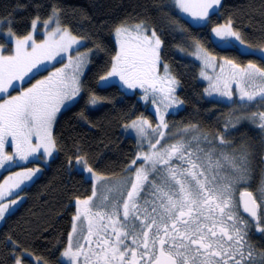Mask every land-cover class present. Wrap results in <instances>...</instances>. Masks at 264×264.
Returning <instances> with one entry per match:
<instances>
[{
  "label": "snow or ice",
  "instance_id": "1",
  "mask_svg": "<svg viewBox=\"0 0 264 264\" xmlns=\"http://www.w3.org/2000/svg\"><path fill=\"white\" fill-rule=\"evenodd\" d=\"M175 3L193 19L207 21L210 12L220 7L221 0ZM38 22V18L33 20V31ZM51 22L50 19L45 24ZM212 31L221 40L234 38L245 44L231 20ZM14 35L8 32L9 37ZM114 35L118 51L110 71L101 80L118 77L127 88L142 89L145 100L151 92L161 94L166 108L175 103L174 87L160 86L164 83L157 75L162 41L155 30L148 34L143 23H121ZM73 43L79 41L57 25L43 43L37 44L30 33L15 38L12 54H0V94H4L0 98V168L16 159L28 161L41 149L44 156H52L56 146L53 125L65 102L80 92L83 58L77 56L74 62L69 56L64 68L21 90L19 95H10L9 89L33 69L46 70V62L67 52ZM260 51L264 52V48ZM209 59L215 57L205 53L206 65ZM224 63L231 66V71L223 79V88L219 77L211 87L232 99L229 84L237 83L239 99L246 102L245 107L253 102L264 105V66H241L232 60ZM164 67L167 73V65ZM69 68L71 72L66 71ZM167 83L175 85L176 81L171 79ZM92 102H96L95 97ZM156 111V128L146 119L126 125L135 130L141 142L147 140L148 149L132 160L131 174L123 181L106 186L102 183L106 177L94 171L86 157L76 158L82 171L90 174L93 188L89 197L75 200L73 224L62 257L67 264H264V251H257L249 242L253 228L264 233V182L260 184L259 196L245 188L238 192L237 199L238 189L252 178L248 154L235 150L224 135L215 142L203 143L207 137L198 134L195 126H191L192 130L183 129L175 142L169 143L165 132L159 130L168 128L164 114L159 107ZM251 116L254 121L258 117V127L264 129V111L252 112ZM238 119L229 123L235 127ZM8 146L14 149L12 153L6 151ZM39 171L29 168L16 173L21 179L11 185L6 180L0 185V201L5 196V185L11 195L24 179H31ZM17 203L15 198L0 202V220ZM15 264H21V259L16 258Z\"/></svg>",
  "mask_w": 264,
  "mask_h": 264
},
{
  "label": "trees",
  "instance_id": "2",
  "mask_svg": "<svg viewBox=\"0 0 264 264\" xmlns=\"http://www.w3.org/2000/svg\"><path fill=\"white\" fill-rule=\"evenodd\" d=\"M54 17L62 28L86 41L91 63L79 99L57 119L53 160L31 186L21 191L23 203L0 226V264H15L16 258L21 264H34L32 258L35 264H63L75 200L92 193V182L76 169L78 156L86 157L89 166L109 180L120 181L131 174L129 166L140 153V145L126 136L124 129L139 119L155 124V118L139 91L129 95L116 84L101 86V76L110 71L117 52L114 30L121 23H143L161 39V61L176 81V99L184 106L179 119L182 128L197 125L205 130L214 120L220 121L219 127L227 121L238 146L252 153L256 144L251 128L253 110L240 112L237 117L236 109L211 99L194 53L202 47L241 66H264L263 56L242 54L237 46L220 48L211 36L209 23L192 25L180 16L173 0H0V23L15 38L30 34L33 20L38 18L43 23ZM213 19V24L231 20L247 45L264 47V0H222L218 12L210 16ZM174 112L166 115L172 135L178 120ZM237 118L245 120L239 133L237 124L233 127L229 123Z\"/></svg>",
  "mask_w": 264,
  "mask_h": 264
},
{
  "label": "rangeland",
  "instance_id": "3",
  "mask_svg": "<svg viewBox=\"0 0 264 264\" xmlns=\"http://www.w3.org/2000/svg\"><path fill=\"white\" fill-rule=\"evenodd\" d=\"M221 2H222V0H221ZM173 3L175 5L178 13L180 14V16L183 17L188 22H190L192 25L199 27V26H204L207 23H209V25L211 26L210 27L211 36H212L213 40L219 44L220 48L230 49V48L237 46L242 54H250V53L255 54L256 53V54L264 57V52L262 53L260 51V49H254V48L250 47L249 45H247L246 43L244 45H241L240 42L235 40L234 38L221 40L220 38L216 37L215 33L212 31L213 27L227 23V22H224V23L213 24V21H215L216 19L210 20V16L212 14L218 12L220 7L217 9H214L210 12L209 18L207 21H199V20L193 19L192 17H190L186 13L182 12L176 6L175 0H173ZM51 21L52 22L47 24V25L45 24V22H43V23L38 22L35 30L34 31H33V29L31 30V34L33 36V39L36 41L37 44H41L46 39H48V33L50 31L54 30L57 27V25H59L62 32L64 30H67V29L62 28L61 25L58 24V21L55 17L52 18ZM147 31H148V34H151V32H152V30H148V29H147ZM8 32H9V30L4 28L3 23H0V54L9 55V54H12V52L14 51L15 37H9ZM67 32L71 36H74L68 30H67ZM76 39H77V41H79V43H73L72 47L67 52H62L59 56H57L51 62H46V70L44 67H41L40 71H38V72L36 69H33V72L29 73L28 76L24 77L23 81H16L14 83V88L9 89L10 95H19L21 90H26L27 88L32 87V85H34L38 80H43L46 77H48L52 72L56 71L57 69L64 68V66L66 64H68V62H69L68 61L69 56L72 57L74 62H75L77 56H80L83 58L84 62L81 65L80 75H79L80 92L77 96H75L74 99L66 101L65 105L57 113L56 121H55V123L53 125V129H52L53 137H54L55 125H56V122H57L59 115L63 111H65L66 109L71 107L79 99V97L81 95V91H82V82H83V79H84V77H85V75L89 69L90 63H91V51L86 48V41L84 39H81L78 37H76ZM115 40H116V38H115ZM245 45H247V47ZM117 51H118V45H117ZM205 53H207L209 57L214 56V55L210 54L209 52H207L202 47H198L194 53V59L200 64L201 78L207 85V89L209 91L210 98L214 99V100L221 99L220 101L223 100L225 102H230L231 99H228V97H226V96H222V98H220V93L215 91L211 87V85L217 84V78L219 77V78H221L220 87L223 88V79L228 76L229 72L231 71V66L224 63V61L226 59H219L216 56H214L215 57L214 60L209 59L208 64L206 65L205 64ZM198 56L200 57L199 59L197 58ZM164 66L165 65H163V62L160 59V65L158 67L157 75L162 80H164V83H162L160 86L161 87L172 86V87H174V89H176V85H169L167 83L168 80H171V77H170V74L168 71H167V73H166V70L163 71V69H165ZM222 68H223V72L221 71ZM167 70H169V69H167ZM66 71L71 72L72 69L69 68V69H66ZM202 73H204L205 75H207L211 79H205L204 75H202ZM33 76H34V78H33ZM30 77L32 79L29 80ZM111 84L118 85L126 94H129V95L134 94L137 91L142 93V100L144 102H146L147 104H149V107H150L152 113L154 114V116L156 118L155 124L150 122L151 126L153 124L152 128H154V125L157 127V125L159 124V115L157 114V111H156L157 107H159L161 113L164 114L166 123L170 124V117L169 116L166 117L167 113L170 111H174V110L178 109L179 106H181V103L179 104V102L176 99L175 103H173L171 106L166 108L165 107L166 102H162V96L160 93L153 94V93L149 92L148 98H147V100H145L143 98L144 92L142 89H140V88L129 89L122 84V82L119 80L118 77H110L107 81H101L102 87H106V86L111 85ZM240 87H244V85L241 84ZM233 88H236L235 93L237 95V98L235 99L234 103L237 104L239 101L240 105L243 104L244 102L242 103V101H240V99H239L240 88L237 87V83H230L229 84L228 90L231 91ZM3 95L4 94H0V98H2ZM173 95L175 96V98H178L176 90L174 91ZM154 98L156 100L155 104H153ZM139 120H136V121H139ZM146 120H148V119H146ZM152 128H149L148 131L151 132ZM159 130L163 131L164 129H159ZM124 134L126 136L133 137L137 143L139 142L140 152L147 151V149H148L147 140H144L143 142H141V138L137 136L134 129H132L130 127H126L124 129ZM243 150L245 152H247L245 149H243ZM6 151H8L9 153H12L14 151V149H12L10 146H8V147H6ZM55 153H56V147H55V150L53 151L52 156H50V157L44 156L43 155V149H41L40 152L37 153L35 156L29 157L28 161H20V160L16 159L14 162L5 163L4 167L0 168V185H4L6 180L8 181V185H11L14 182L20 180L21 178L16 176V173H18V172H24L29 168H31V169H37L38 168L40 170L31 179H24L18 188H14L12 190L11 195L7 194L8 185H5V196H4L3 200L0 202L7 203L11 199L15 198L18 201V203L16 205L11 206L10 210L7 213H5L4 219L0 220V226H2V224L4 223V221L8 215L15 212L21 206V204L24 201V197H25L24 194L21 193V191H23L24 188L31 186L37 180V178H39L43 174L45 169L49 167L51 160H53V158L55 156ZM29 164H32V165L29 166ZM27 166H29V167H27ZM76 169L78 171H80L81 173H83L84 176L86 177V179L90 180V178H89L90 174L87 173L86 171H82V165H77ZM9 177H11V180H9ZM123 180H121V181H123ZM121 181H118V180L114 181V180H109L106 178L105 181H103L102 183H104L106 186H108L111 184L119 183ZM92 188H93V185H92ZM75 240L76 239H74V241H73L74 244H75ZM32 261L35 264V260L33 258H32ZM62 263L67 264V261L63 257H62Z\"/></svg>",
  "mask_w": 264,
  "mask_h": 264
},
{
  "label": "flooded vegetation",
  "instance_id": "4",
  "mask_svg": "<svg viewBox=\"0 0 264 264\" xmlns=\"http://www.w3.org/2000/svg\"><path fill=\"white\" fill-rule=\"evenodd\" d=\"M32 79L31 77L29 78V80ZM236 88H233L231 90L232 92V99L230 100V102H225V101H220L221 99H217L214 100L218 103H221L222 105L226 106V107H230L233 110L236 109L237 111V117L239 115H242L240 112H245L246 110H253V112H260V111H264V105H259V104H255L254 102L252 104H249L247 107H245V103L246 102H242L243 104L240 105L239 101L237 104L234 103L235 99L237 98V95L235 93ZM220 98H222V96L220 95ZM184 110V106H179L178 109L175 110L174 115L178 117V120L175 122V129L173 131L174 135L169 133L168 129H165V139L168 140L169 143H173L175 142L176 137L178 136V134H180L182 132L183 129L185 128H190L189 127H185L182 128L181 126V122H180V117H181V113ZM240 117V116H239ZM155 118V116H154ZM244 121L242 118L238 120V122H236L235 124H237V133L241 132L244 127ZM150 122V121H149ZM152 123V122H151ZM156 123V118H155V122ZM213 124H210L209 129H198L197 125L195 126V131L202 135L203 137H207V140L203 141V143H207L208 141H216V138L220 135H224L227 137V139L229 140L231 145H234L235 150H243L242 147H240V145L238 146V144L236 142L233 141L234 135H235V131L234 129H230L227 125V121L222 122L223 126L219 127L218 124L220 123V121L214 120L212 121ZM260 123L259 118H255V121H253L252 125L253 128L252 130L255 132V142L256 144L254 145L253 148V152L251 153L250 151L246 152L248 154V158L250 161V166H251V170H252V178L250 179L249 183L247 185L241 186L238 191H237V199H238V192L239 191H243L245 188H247L250 191H253L254 195L259 196V187L261 182H264V129H261L260 127H258V124ZM168 127L170 126V124H167ZM155 126V125H154ZM193 126V125H192ZM153 127V124H152ZM156 128V127H155ZM231 130V131H230ZM163 143V141L161 142ZM244 151V150H243ZM245 218L249 219V217H247V214H244ZM249 242L252 244V246L254 247V249H256L257 251H264V233H259L256 232L254 230V228L250 231V236H249Z\"/></svg>",
  "mask_w": 264,
  "mask_h": 264
},
{
  "label": "bare ground",
  "instance_id": "5",
  "mask_svg": "<svg viewBox=\"0 0 264 264\" xmlns=\"http://www.w3.org/2000/svg\"><path fill=\"white\" fill-rule=\"evenodd\" d=\"M62 25V24H61ZM201 28V27H200ZM264 48V47H263ZM261 53V52H260ZM263 53V52H262Z\"/></svg>",
  "mask_w": 264,
  "mask_h": 264
}]
</instances>
